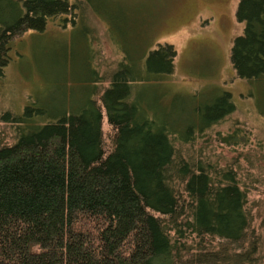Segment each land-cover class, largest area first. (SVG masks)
<instances>
[{"label": "trees", "instance_id": "16d2710c", "mask_svg": "<svg viewBox=\"0 0 264 264\" xmlns=\"http://www.w3.org/2000/svg\"><path fill=\"white\" fill-rule=\"evenodd\" d=\"M78 9L70 0H0V78L15 60L13 41L45 32L51 19L72 16L76 25ZM113 13L108 26L122 36L126 13ZM236 14L247 27L233 68L264 83V0H240ZM176 55L160 45L134 76L123 62L100 75L91 55L85 81L71 84L62 68L57 111L37 96L21 114L1 113L13 134L0 131V264H264L255 229L264 214L249 208L237 165L209 151L207 133L236 110L232 95L163 117L157 103L135 96V82L171 75ZM247 136L218 140L238 146Z\"/></svg>", "mask_w": 264, "mask_h": 264}, {"label": "rangeland", "instance_id": "374dc122", "mask_svg": "<svg viewBox=\"0 0 264 264\" xmlns=\"http://www.w3.org/2000/svg\"><path fill=\"white\" fill-rule=\"evenodd\" d=\"M70 1L82 7L77 12L78 24L63 26V18L51 19L45 32L30 30L13 41L11 55L15 60L0 78V117L4 111L21 114L37 96L57 111L56 82L63 75L62 68L67 69L71 84H76V78L85 81L89 73L81 71L91 55L100 75L107 70L117 72L123 62L134 76L135 69H145L151 51L160 45H173L177 52L174 72L159 84L135 82V96L157 103L163 117L168 109L177 116L179 107L186 111L191 103L211 106L231 94L236 110L207 133L212 141L209 151L215 150L223 163L237 165L242 184L249 191V208L255 215L264 214V115L259 110L264 83L238 78L231 62L235 39L243 36L247 27L237 19L240 0H92L95 9L87 6L89 0ZM116 8L126 13L120 17L124 20L122 36L118 31L113 35L108 26L111 20L107 15L115 16ZM62 43L70 59L66 67L62 66ZM0 131L13 134L1 120ZM104 131L109 138L112 130L107 124ZM236 132L248 135L249 144L226 146L218 140L219 134ZM261 222L259 219L255 229L262 231L264 240ZM259 253L264 261V248Z\"/></svg>", "mask_w": 264, "mask_h": 264}, {"label": "flooded vegetation", "instance_id": "af4514ba", "mask_svg": "<svg viewBox=\"0 0 264 264\" xmlns=\"http://www.w3.org/2000/svg\"><path fill=\"white\" fill-rule=\"evenodd\" d=\"M61 18H63V26L65 23H69V22H70V24H73L72 23L73 20H70L69 17H61Z\"/></svg>", "mask_w": 264, "mask_h": 264}]
</instances>
